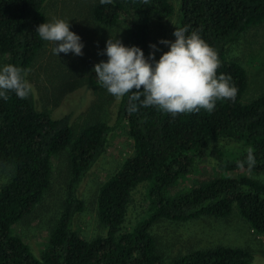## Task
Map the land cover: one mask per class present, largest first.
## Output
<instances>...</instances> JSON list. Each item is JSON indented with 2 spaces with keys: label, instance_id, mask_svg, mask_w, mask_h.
<instances>
[{
  "label": "trees",
  "instance_id": "obj_1",
  "mask_svg": "<svg viewBox=\"0 0 264 264\" xmlns=\"http://www.w3.org/2000/svg\"><path fill=\"white\" fill-rule=\"evenodd\" d=\"M88 1L82 21L86 31L100 35L96 29L105 28V39L116 36L126 46H139L146 57L155 26L173 20L169 41L175 39V28L198 31L216 49L217 73L231 76L237 96L217 101L211 112L172 116L130 101L129 93L118 100L112 124L95 119L76 132L70 114L55 118L37 109L33 87L26 99L10 92L8 100H0V166L6 170L0 176V264H255L252 251L237 245L164 251L154 229L164 221L237 215L264 238L263 179L229 175L249 170V149L256 159L249 171L264 173V90L249 100L244 97L250 83L245 64L252 63L258 80L264 81V53L254 42L256 29H264V0H178L177 8L172 0ZM48 2L0 0V65L20 66L27 78L45 47L35 29L48 21ZM242 40L248 53L233 55ZM120 130L131 149L97 186L96 216L102 230L87 239L75 223L85 209L80 188L106 153L110 135ZM56 156L64 157L63 193L56 206L44 207L52 210L45 214L47 236L37 254L15 229L43 202ZM206 159L215 163L216 171L196 181L199 163ZM137 189L142 195L138 206L133 200Z\"/></svg>",
  "mask_w": 264,
  "mask_h": 264
},
{
  "label": "rangeland",
  "instance_id": "obj_2",
  "mask_svg": "<svg viewBox=\"0 0 264 264\" xmlns=\"http://www.w3.org/2000/svg\"><path fill=\"white\" fill-rule=\"evenodd\" d=\"M88 2V0H49L45 7L47 20L51 21L53 18L69 20L71 30L82 38L83 55L61 53L60 56H56L51 50L52 43L45 41L44 49L37 54L27 74L35 93L37 109L49 112L55 118L70 114V123L76 132L96 122L95 119L112 124L113 113L119 100L96 83V73L92 69L96 63H99V58L104 56L100 53L109 38L105 39L104 33L108 34L105 28L96 29L100 34L98 35L82 27V21H85L86 17L84 6L88 5ZM172 2L177 8L178 0ZM172 24L173 20L165 21L155 26L150 35L151 44H157L160 49L156 52V59L166 51L167 45L160 44L159 41L169 39ZM256 31L258 35L254 36V42L257 43L255 49L263 54L264 29H256ZM113 35H116L115 29ZM246 44L242 40L232 49L235 52L232 54L244 56L249 48ZM245 67L250 70V83L244 95L245 99L249 100L264 90V81L258 80L260 74L253 71L252 63L245 64ZM130 149V140L124 131L112 133L106 153L82 182L80 196L85 200V209L76 217L75 223L77 230L87 239L102 230L96 216L97 186L110 172L118 168ZM62 163H64L62 156L52 159L50 185L43 202L38 203L32 213L25 216L15 229L17 235L37 254L42 249L47 236L48 217L45 214L49 208L52 210V207L45 209L44 207L56 206L62 198L65 180L60 171ZM199 164L203 170L201 169L200 174H196V181L213 176L216 165L212 160L206 159ZM5 173L6 170L4 171L3 166H0V176L1 174L4 176ZM242 174L254 179L262 178L264 181V173L255 174L249 170L229 173L230 176ZM191 184L189 183L188 186ZM133 200L138 206V201L142 200L141 189L135 191ZM154 232L164 251L165 249L170 252H176L178 249L186 251L187 248H204L215 244L237 245L252 251L255 264H264V238L253 233L249 225L237 215L226 218L203 217L187 222L164 221L158 223Z\"/></svg>",
  "mask_w": 264,
  "mask_h": 264
},
{
  "label": "clouds",
  "instance_id": "obj_3",
  "mask_svg": "<svg viewBox=\"0 0 264 264\" xmlns=\"http://www.w3.org/2000/svg\"><path fill=\"white\" fill-rule=\"evenodd\" d=\"M110 4L113 0H99ZM38 37L51 42L52 53L83 55L84 43L71 30L69 20L53 18L41 23L35 29ZM174 41L160 40L168 50L156 59L160 49L150 44L152 51L145 56L139 46H126L116 36L106 41L101 60L93 67L96 83L117 99L132 93L130 101H140L141 106L155 107L172 116L215 109L217 101L235 100L238 88L229 74L217 73L220 60L217 51L205 41L198 31L175 28ZM135 89V91H133ZM26 99L32 92V85L26 78L25 70L14 64L0 65V100H8L9 93ZM136 111V104H131ZM251 170L256 159L252 149L246 158ZM243 167V164L240 165Z\"/></svg>",
  "mask_w": 264,
  "mask_h": 264
}]
</instances>
